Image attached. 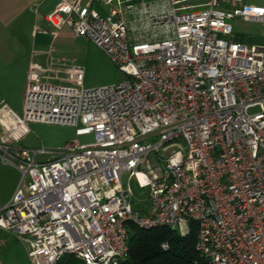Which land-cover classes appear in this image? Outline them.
Returning a JSON list of instances; mask_svg holds the SVG:
<instances>
[{
	"label": "built area",
	"instance_id": "obj_1",
	"mask_svg": "<svg viewBox=\"0 0 264 264\" xmlns=\"http://www.w3.org/2000/svg\"><path fill=\"white\" fill-rule=\"evenodd\" d=\"M95 1L106 16L91 0H59L45 16L48 34L87 37L125 79L84 88L82 69L53 46L44 65L29 64L23 114L0 144L2 162L21 175L0 205V228L31 264L66 254L120 264L131 227L184 236L192 220L193 264H264V43L237 41L229 22L264 23V0ZM129 12L141 41L129 36ZM51 73L70 79L50 82ZM28 123L91 140L56 154L22 148ZM131 182L147 189L145 200Z\"/></svg>",
	"mask_w": 264,
	"mask_h": 264
},
{
	"label": "crops",
	"instance_id": "obj_2",
	"mask_svg": "<svg viewBox=\"0 0 264 264\" xmlns=\"http://www.w3.org/2000/svg\"><path fill=\"white\" fill-rule=\"evenodd\" d=\"M58 2L59 0H0V144L5 130L12 124L13 115L23 114L29 64L45 63L44 52L49 39V26L45 16ZM91 7L101 16H106L107 7L95 0H91ZM125 20L130 28L131 40L141 41L136 14L126 13ZM29 124L32 123H28L27 127ZM11 166L14 168L12 191L6 194L0 193V205L10 200L19 183L20 173L13 165ZM15 237L12 231L0 228V264H4L5 258L10 255L8 248L17 245L13 242ZM24 251L19 248V253L21 252L23 256H25Z\"/></svg>",
	"mask_w": 264,
	"mask_h": 264
},
{
	"label": "rangeland",
	"instance_id": "obj_3",
	"mask_svg": "<svg viewBox=\"0 0 264 264\" xmlns=\"http://www.w3.org/2000/svg\"><path fill=\"white\" fill-rule=\"evenodd\" d=\"M229 22L232 25L233 33L237 41L249 45H260L264 43V23L245 21L242 18H235ZM48 38L45 46L46 51L50 46H53V56L68 58L73 61L71 64L82 69L83 74L81 80L84 88L118 84L125 79L124 74L87 37H74L67 29H64L54 39L51 36ZM61 79L67 80L70 79V76L63 73H51L49 75L50 82H58ZM253 111L255 109L250 110V112ZM28 129V134L20 141V146L26 149L44 148L56 154L70 141L77 140L81 143H86L91 140L90 136H76L75 128L66 125L32 123L29 124ZM1 156L2 153L0 152V165L3 166H0V177L2 179L0 181V193L6 194L12 191L14 168L11 165L4 164ZM149 161L152 164L154 163L152 155L149 156ZM20 178L21 175H18V180ZM126 178V176L123 177L124 184L126 183ZM131 186L135 197L146 199L147 189H137L134 182H131ZM134 206L142 208L146 207V203H134ZM13 242L17 243V245L11 246V249L8 248L7 251L10 255L5 258L4 264H31L26 251H24V245L17 237L14 238ZM19 248L24 251L25 256L23 254L21 255V252L19 253ZM68 257L72 259L73 256H69L68 254L64 255L60 259V263H63ZM76 264L84 263L78 260Z\"/></svg>",
	"mask_w": 264,
	"mask_h": 264
},
{
	"label": "trees",
	"instance_id": "obj_4",
	"mask_svg": "<svg viewBox=\"0 0 264 264\" xmlns=\"http://www.w3.org/2000/svg\"><path fill=\"white\" fill-rule=\"evenodd\" d=\"M197 224L189 221V231L180 236L167 228L139 230L131 227L128 239V251L120 264H193L199 259L195 251ZM167 245L164 250L162 244ZM72 256V255H69ZM80 259L68 257L63 263L76 264Z\"/></svg>",
	"mask_w": 264,
	"mask_h": 264
}]
</instances>
